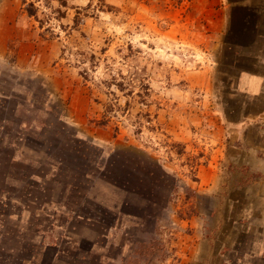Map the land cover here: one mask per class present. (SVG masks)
<instances>
[{"label":"rangeland","instance_id":"rangeland-1","mask_svg":"<svg viewBox=\"0 0 264 264\" xmlns=\"http://www.w3.org/2000/svg\"><path fill=\"white\" fill-rule=\"evenodd\" d=\"M263 62L264 0H0V127L59 116L93 158L139 151L167 173L148 217L101 233L61 203L39 210L53 264H264V97L237 88ZM12 152L51 158L5 144L0 158ZM91 195L137 201L101 182ZM82 236L95 253L76 251Z\"/></svg>","mask_w":264,"mask_h":264},{"label":"trees","instance_id":"trees-1","mask_svg":"<svg viewBox=\"0 0 264 264\" xmlns=\"http://www.w3.org/2000/svg\"><path fill=\"white\" fill-rule=\"evenodd\" d=\"M3 108H0V117ZM14 117L11 115L5 121L10 123ZM17 121L19 125L21 120ZM55 122L44 121L41 131L22 127L15 130L8 124L0 127V149L5 144L14 150L31 148L51 155L38 161V169L32 168L36 158L26 162L16 159L13 152L8 154L9 158H0V264H53V257L62 249L58 242L47 243L44 237L38 240L35 228L41 225L37 212L46 211L54 202L71 210L77 223L101 233V227L113 226L121 214L135 219L148 217L144 211L158 204L161 198L154 192L167 174L160 160L139 151L130 155L125 149H114L109 158H93L83 139L71 134L72 139L66 136L68 133L59 116ZM99 182L137 201L124 199L114 206L98 201L91 192ZM57 193L67 194L55 200ZM24 211L30 212L26 228L21 226ZM82 242V247H76L78 253L82 249L88 254L95 253L96 240L82 236Z\"/></svg>","mask_w":264,"mask_h":264},{"label":"crops","instance_id":"crops-1","mask_svg":"<svg viewBox=\"0 0 264 264\" xmlns=\"http://www.w3.org/2000/svg\"><path fill=\"white\" fill-rule=\"evenodd\" d=\"M246 45L247 43L240 44V46H246ZM237 88L239 92H243V93H247L250 95H254L255 97L258 96V97L263 98L264 97V73H253L250 71H243L238 76Z\"/></svg>","mask_w":264,"mask_h":264}]
</instances>
